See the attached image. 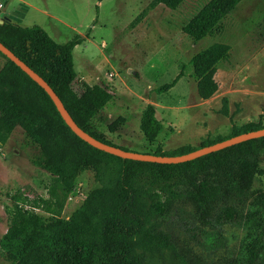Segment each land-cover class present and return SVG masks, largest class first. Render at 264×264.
Here are the masks:
<instances>
[{
  "label": "trees",
  "instance_id": "16d2710c",
  "mask_svg": "<svg viewBox=\"0 0 264 264\" xmlns=\"http://www.w3.org/2000/svg\"><path fill=\"white\" fill-rule=\"evenodd\" d=\"M183 1L151 0L130 26L158 4L176 9ZM240 1L208 0L183 24L182 31L193 41L202 39ZM83 40V36L75 35L58 43L38 25L21 26L8 19L0 23V42L50 85L79 127L112 144L93 131L90 122L113 99V93L101 84L82 82L80 94L72 87L77 75L73 49ZM0 57L4 60L0 66V149L19 127L38 146L33 164L50 174L46 196L30 197L22 189L9 194L8 226L0 236V255L6 261L144 264L143 251L174 247L171 230L147 225L175 212L187 217L188 221L184 219L179 226L205 250L227 247L230 227L242 230L238 251L222 257L220 264H264V191L256 193L251 187L255 175L263 173L264 136L179 163L124 159L78 137L45 90L6 55L0 52ZM228 57L229 46L214 43L190 58L200 98L217 91L215 67ZM184 68L182 64L179 73L156 91L173 87L184 76ZM263 127L262 120L234 125L228 135L205 139L199 147ZM162 128L154 105L147 103L139 123L145 141L155 142ZM109 130L115 131L111 126ZM193 149L186 144L166 152L158 145L152 153L178 155ZM84 171H92L98 184L69 217L55 216V206L66 200ZM142 197L150 201L146 212L138 206ZM195 256L200 259L202 254L197 251Z\"/></svg>",
  "mask_w": 264,
  "mask_h": 264
},
{
  "label": "rangeland",
  "instance_id": "374dc122",
  "mask_svg": "<svg viewBox=\"0 0 264 264\" xmlns=\"http://www.w3.org/2000/svg\"><path fill=\"white\" fill-rule=\"evenodd\" d=\"M150 1L0 0V20L38 25L58 43L75 35L84 37L73 49L77 75L72 87L80 94L82 82L101 84L113 93L90 128L123 149L152 153L158 145L166 152L186 144L198 148L205 139L228 135L234 125L254 120L264 124V0H241L213 32L198 41L185 34L182 26L208 0H184L176 9L158 4L130 26ZM214 43L228 45L229 57L216 64L217 91L202 99L189 61ZM3 61L0 57V66ZM182 64L184 76L166 92L158 93L156 88L170 82ZM147 103L154 105L163 125L153 143L145 141L139 129L141 111ZM37 153L38 146L19 127L0 149V236L8 226L10 193L22 189L30 197L46 196L50 174L33 164ZM260 167L263 173L255 175L251 185L256 193L264 191V154ZM97 184L92 171L79 174L75 188L55 206L54 215L69 217ZM149 204L147 198L138 199L142 212ZM184 219L188 221L186 216L172 212L147 225L171 230L174 247L143 251L144 264H220L222 257L238 251L241 229H228L227 247L205 250L183 232L179 225ZM197 251L202 254L200 259L195 256ZM0 264L10 263L0 255Z\"/></svg>",
  "mask_w": 264,
  "mask_h": 264
},
{
  "label": "water",
  "instance_id": "95a60500",
  "mask_svg": "<svg viewBox=\"0 0 264 264\" xmlns=\"http://www.w3.org/2000/svg\"><path fill=\"white\" fill-rule=\"evenodd\" d=\"M2 11L0 16H2ZM3 20H0L2 23ZM0 52L6 55L11 61H13L18 67H20L32 80H34L40 87H42L45 92L49 95L51 100L53 101L57 111L61 115L64 122L67 126L82 140L90 144L91 146L105 151L107 153L119 156L124 159H132L139 161H148V162H156V163H179L194 159L196 157L205 155L207 153L223 149L228 146L235 145L242 141H246L253 138H258L264 136V127L243 132L237 135H233L228 138H224L222 140L216 141L214 143L204 145L198 148H195L189 152L178 154V155H156L153 153H140L129 151L118 147L116 145H112L109 143H105L96 137L92 136L81 127L77 125V123L73 120L62 101L58 97V95L53 91L50 85L35 71H33L27 64H25L22 60H20L11 50H9L4 44L0 42Z\"/></svg>",
  "mask_w": 264,
  "mask_h": 264
},
{
  "label": "built area",
  "instance_id": "2783aa9c",
  "mask_svg": "<svg viewBox=\"0 0 264 264\" xmlns=\"http://www.w3.org/2000/svg\"><path fill=\"white\" fill-rule=\"evenodd\" d=\"M111 75V74H110Z\"/></svg>",
  "mask_w": 264,
  "mask_h": 264
}]
</instances>
